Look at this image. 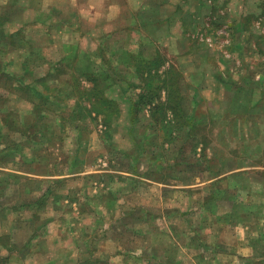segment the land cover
I'll return each instance as SVG.
<instances>
[{
  "label": "crops",
  "instance_id": "obj_1",
  "mask_svg": "<svg viewBox=\"0 0 264 264\" xmlns=\"http://www.w3.org/2000/svg\"><path fill=\"white\" fill-rule=\"evenodd\" d=\"M195 1L197 3L193 5L197 7L202 5L204 9L208 4L210 19H207L205 14L199 17L197 9L184 10V7L188 8L192 5L189 3H193L194 0H3L0 3V47L5 54L15 51L14 40L15 37L20 36L23 38L20 42L22 54L24 55L23 50H28L26 48L28 41L24 40L21 34L25 28H43V30L54 28L55 31L58 29V32L64 31L71 36L80 25L83 30L81 38L91 40L96 34L95 29L105 26L108 33L106 35L115 39L114 43L119 41L118 37H114L122 33L121 42H124V45L133 43L135 47L144 46L148 52L144 59L147 60L154 59L160 53L166 58L164 65L168 67L171 62L170 57L183 56L189 51L191 30L200 25V28L205 29L203 36L201 34V40L198 41L200 46H204V43L209 41L217 48L218 42L229 51L231 56L234 55L231 54V49L234 50L237 46L240 51L246 48L245 55H251L250 62L253 61L251 57L254 55L260 57L262 73L259 74L255 70L250 72L246 69L249 79H246L243 85L236 87V93L232 96L235 101L228 102L223 108L225 116L221 115L228 119L229 124L250 120L247 124L253 128L252 136L243 131L244 135L238 137L243 145L232 151L230 155L227 154L229 163H233L230 166H228L229 163L222 164L225 153L222 152L219 156L216 151L213 153L202 151V160L207 164L201 162L203 165L201 167L199 165L200 171L202 174L212 173V175L199 184L180 187L194 189L192 192L196 193L197 198L191 197V193L184 192L185 194L179 200L187 202L188 205L190 201L193 203L197 200V204L203 206L200 217L203 221H199L196 227L189 225V228L185 230L182 228L173 231L176 234L170 232L165 224L166 234L172 239V244L159 247L154 237L165 233L162 227L154 224L159 216L150 213L148 220L138 218L137 222L147 224L149 231L143 235L141 232L137 234L139 237L148 235L150 240L145 246L142 242L137 246L135 244V249L131 251L135 256H131V259L125 257L126 250L121 246V259L125 264H147L148 261L151 264H264V120L263 115L255 116L257 113L255 109L264 110V32H261L260 40L255 39L252 43L253 37L245 35L253 25L264 30V0H253L255 1L253 5L248 4V0H241V2L246 1L244 6H239L240 3L231 2L232 0ZM169 7H171L170 10ZM241 10L247 12L248 18L243 17L242 21L236 25L234 14ZM27 21L32 22L26 25ZM225 23H227L226 26ZM206 25H211V28L213 26L211 34L210 28L206 30ZM221 29L224 33L220 32ZM53 35L55 40L41 43L56 44L60 58L49 60L40 50H35L36 53L28 50L22 60V70L18 79L16 78V84L13 79V70L6 69L5 64L0 62V186L17 183L18 200L15 199L11 203H18L17 207L22 210L38 206L34 208L40 211L49 203L45 199L47 196L52 197L50 204L54 210L59 201L65 197V202L69 203L70 208L74 210H69V213L73 212L76 217H80L74 220L75 224H79L77 220L81 222L87 213L75 207L78 196H75L74 190L70 191L69 195L67 193L63 196L55 193L56 189L47 195V189H45L33 202L24 200L25 195L29 193L27 184L32 178L51 180L50 183L57 185L60 189L63 181H68L70 178L77 179L85 174L78 170V167L82 168L86 164L85 161L88 163L89 151L82 153L78 146L74 154V158L77 159L67 170L63 171L58 163L52 162L55 160V154L50 148L56 141L60 143L65 139L70 130H73L72 133L76 139L77 137L83 139L80 137L81 133H78L80 132L76 123L78 114L74 111L78 106L76 103L74 106L68 104L74 98L72 97L73 83L65 82L61 76L72 78V76L88 75V71L93 73L96 71L93 68L94 64L84 60V64H80L81 56H86V60L93 62L92 56L74 47L80 45L82 39L77 38V42V39L73 37L71 41L61 42L57 34ZM234 40L238 42L234 43ZM17 45L19 44L16 43ZM59 46L66 55L61 56ZM69 46H71L70 51H68ZM255 47H258L257 54L251 50ZM226 53L230 56L228 52ZM130 55L121 50V60H125L126 57L129 59ZM9 56L12 58V53ZM234 58L237 57L234 56L231 59ZM37 67L44 69H40L41 74L38 76L34 74ZM92 75L96 76V74ZM213 76L218 81L219 72L215 71ZM252 77L254 79H251ZM70 97L72 98L67 102ZM17 103L21 108L15 106ZM80 112L83 117H91L94 121L103 122L101 115L96 116L93 112L95 115L93 118L88 115L87 110L80 109ZM81 155L86 158L84 159ZM239 159H241L240 163ZM64 172L67 173L64 174ZM88 173H93V176L99 171H88ZM145 181L151 186L160 183L152 179ZM75 193L77 194V188ZM86 194L88 198L93 197L91 191ZM109 201L110 198L106 200L107 205L111 204ZM218 201L228 206L225 212H217L214 203ZM173 214L171 212L168 216L167 214L164 216L171 219ZM34 216L38 217L36 213ZM17 220H20L19 216ZM173 223L171 219L169 226L171 227ZM2 226L0 220V228ZM200 228L204 231L201 232ZM1 231L0 264H99L102 258L91 256L94 247L86 246L87 242L90 243L89 240L85 239L84 247L81 246L78 239L84 233L69 230V234L64 231V234L57 235L56 230L50 228L42 233L46 240H32L27 245L29 249L26 246L20 252L14 245L13 230ZM85 233L86 237L89 231L85 229ZM174 236L189 238V241L184 243L185 239L180 238L178 242L180 244H174L173 241L178 239ZM225 237H229L230 244L226 242ZM232 237H236L234 243H232ZM24 246L25 243L18 249Z\"/></svg>",
  "mask_w": 264,
  "mask_h": 264
},
{
  "label": "rangeland",
  "instance_id": "obj_2",
  "mask_svg": "<svg viewBox=\"0 0 264 264\" xmlns=\"http://www.w3.org/2000/svg\"><path fill=\"white\" fill-rule=\"evenodd\" d=\"M2 1L0 0V3ZM246 1L232 0L231 2L240 3L239 6H244ZM196 3L197 1L195 0L193 3L190 2L189 4L192 5L188 6V8L184 7V10L193 11L197 9L199 17L205 14L207 19H210L211 14L209 13L208 4L204 9L202 5L198 7L193 5ZM247 3L253 5L255 1L248 0ZM168 9L170 10L171 7ZM246 16L247 12L243 10L236 12L234 14L235 24H239L238 22H241V19ZM31 22L27 21L25 24L28 25ZM206 26V30L210 28L211 34L213 26L212 28L210 27L211 25ZM200 27L198 25L191 30L189 51L183 56L170 57V63L181 73L180 78H175L170 82L175 90L178 91L173 92L175 102L177 104L180 103V107L183 106L182 109L184 114H186L185 118L191 116V120H194L196 125L190 132L189 126L179 130L170 125V128L164 129L166 135L161 130L162 128H153V124L150 125L152 120L147 109L144 108V111L138 112L140 110L133 111L132 107L134 102H137V96L140 94L142 85V80L139 78L141 73L139 69H136L134 63H136V60L144 59L146 54H148L144 46L135 47L133 43L124 45V42H121L123 40L122 33L114 37H118L119 40L114 43L115 39H112L110 35H106L108 33L105 26L95 29L96 34L93 35L94 38L91 40H83L81 38L80 35L83 30L80 25L75 29L74 35H71L72 37L69 33L58 32V29L55 31L54 28L45 30L43 28H25L23 30L21 34L24 36V40L28 41L26 48L30 50L29 52L36 53L35 50H40L49 60H58L60 58L58 46L54 43L41 42L55 40L53 34H57L61 42L71 41L73 37L83 40L80 45L78 44L74 47L78 51H84L92 56L93 62L86 60V56H81L80 64H84V61L94 64L93 68L96 71L93 73V71L87 70L89 72L88 79H91L90 82L87 81V78L75 76V80L79 81V89H92L94 87V92L87 91L88 95L85 100L77 101V103L80 106H86L91 111L89 116L95 118V115H101L103 122L94 121L91 117H83L80 108L76 107V110L73 108L72 110L78 114L76 118L78 121L76 123L80 129L78 133H81L82 136L80 137L83 139L79 137L76 139V136L72 133L73 130H70L65 139L60 143L56 141L55 145L50 148L55 154V160L52 162L58 163V166L63 171L67 170L72 165V162L77 159L74 158V154L78 146L82 153L83 151H89L88 163L85 161L86 164L82 168L78 167V170L83 171L85 174L77 177V179L70 178L68 181L64 179L65 181L62 182L60 189L57 185L50 183L51 180L46 179L44 181V179L35 177L27 184L29 193L25 195V202H33L41 195L40 192L45 189H47V195H50L56 189L55 193L63 196L67 195V193L69 195L70 191L74 190L75 196H78L75 207L77 210L87 213L83 216L81 222L77 220L79 224H75L74 220L80 217H76L73 212L69 213L72 208H70L69 203L65 202V197L59 201L57 208L54 207L56 208L54 210L50 204L51 196L45 198L49 203L40 211L34 208L38 206L22 210L17 207L18 203H11L15 199L18 200L17 183L0 186V220L3 224L0 230H2L1 232L8 231V229L13 230L16 250L21 252L32 240H46L42 233L48 229L50 230V228L55 229L57 235H60V233L64 234V231L68 232L69 230L84 233L85 235V229H87L89 231L88 236L81 235L78 240L82 247H84L83 241L85 239L89 240L90 243L87 242L86 246L94 247L91 256L93 258L102 257L99 264H125L123 263L124 260L121 259V246L126 250L125 257L130 258L135 256L131 252L135 249V244L137 246L142 242L145 246L150 240L148 235L139 237V234H137L141 232L143 235L149 231L147 224L137 222L138 218L148 220L150 213L159 216L154 224L165 230V233L154 237V241L159 247L172 244V239L166 234L167 228L165 224H167L170 232L173 233V231L181 230L182 228L185 230L189 228V225L190 227H196L199 221H203L200 220L201 207L203 206L198 205L197 200L193 203L190 201V205L184 200V202L179 200L185 194L184 192L191 193V197L197 198L196 193L192 192L194 189L192 187L181 189L180 187L188 184H199V182H204L203 179L205 180L206 177L212 175V173L202 174L200 171V167L203 165L201 162H205L202 160V151H208L209 153L216 151L219 156L222 152L225 153L222 164L226 165L229 163L227 154L230 155L232 151L243 145L241 140L238 139L239 136L244 135L242 132L245 131L250 137L252 136L253 128L247 124L250 120L229 124L227 123L228 119L222 117L225 116L223 108L228 102L233 103L235 101L232 96L236 93V87L243 85L247 81L246 79H249L247 77L249 73L248 71L246 73V69L250 70V72L255 70L260 74L263 68L260 65V57L257 55L251 57L253 61L250 62L251 55H245L246 48L240 51L235 46L234 50L231 49L230 51L231 54H234L231 56L229 51L220 46L218 42L217 48L209 41L207 42L210 44L204 43V46H200L198 41L201 40V34L205 31V29ZM249 30L245 35L253 37L251 43L255 39L256 41L260 40L261 32H264L263 29L256 25H253ZM220 32L224 33L222 29ZM237 33L239 34V32ZM22 40V36L15 37V45L13 46L15 51L11 52L13 59L9 56L11 53H3L0 47V62L5 64L4 67L6 69L13 70L15 84L21 74L22 60L28 51L25 49L23 50L24 55L22 54L20 48ZM76 41L78 42V39ZM236 42L238 40H234V43ZM16 43L19 45L16 46ZM59 48L61 50V46ZM257 48H251V50L258 53ZM70 49L71 46H69L68 51ZM121 50L131 54L129 59L126 57L125 60H121ZM41 52L38 51V53ZM226 52L230 56H227ZM62 54L63 56L66 55L61 50V56ZM234 56L237 58L231 59ZM131 59H135V62ZM31 67H34V65H31ZM166 68H168L167 65H164L160 71H164ZM40 69L44 70L43 67L35 69L34 74L36 76L41 74ZM215 71L219 72L218 81L213 76ZM92 74H96V76ZM33 77L36 78L35 76ZM61 77H63L62 79L65 82L72 81L73 83L74 81L69 76ZM251 79L254 78L252 77ZM94 80H96V84L93 86ZM75 84L76 82L74 81ZM157 85L158 83L154 82L152 87L155 88ZM148 90H150V87H147L146 91ZM143 95V101L149 97V95ZM160 96V99L164 101L167 94L162 92ZM75 101L76 99L73 98L68 104L74 106ZM103 101H111L115 105L117 111L110 114L108 112L112 116L109 117V115L102 113V108H99V106ZM67 102H69V99ZM15 106L21 108L19 103L15 104ZM261 110L263 109H255L257 111L255 116L263 115L262 119L264 120V110L260 112ZM169 112L166 113L167 117L163 122L169 120L168 116L175 122L176 119L173 118L172 111L170 110ZM97 113L100 114L97 115ZM86 118L88 120L85 122ZM79 140H81L80 143ZM81 156L84 159L86 158L84 155ZM240 161L241 159H239V163ZM205 163L207 164V162ZM231 164L233 165V163ZM231 164L229 163L228 166ZM94 170L99 171V173L93 176V173H88V171ZM148 179L157 180L160 183L158 185L152 184L151 186L145 181ZM76 188L77 194L75 193ZM89 191H91L93 196L91 198H88L86 194ZM109 198L111 204L107 205L106 200ZM225 205L219 203V201L214 203L217 212H225L228 208ZM171 212L174 213L170 217L174 223L170 227L171 219L167 218V216ZM35 213L38 217L34 216ZM164 214H167V216H164ZM17 216L20 217V220H17ZM200 231L203 232L204 229L200 228ZM225 233L234 235L229 232ZM174 238H178L173 241L174 244H177L180 238L183 237L174 236ZM225 238L226 242L230 244L229 237ZM235 238L232 237V243H234ZM188 241L189 238H186L184 243ZM24 243L25 246L18 249ZM27 247L29 249V246ZM117 252L119 254L116 255L115 253ZM147 264L151 263L148 261Z\"/></svg>",
  "mask_w": 264,
  "mask_h": 264
},
{
  "label": "trees",
  "instance_id": "obj_3",
  "mask_svg": "<svg viewBox=\"0 0 264 264\" xmlns=\"http://www.w3.org/2000/svg\"><path fill=\"white\" fill-rule=\"evenodd\" d=\"M131 60L135 62V59H131ZM166 61H167L166 58L162 56L160 53H158L155 56V58L152 60L139 59L136 60V63H134L136 69H139V72L141 73L139 75V78L142 80V85L140 88V94H138L137 96V102H134V105H132L133 111L140 110L138 112H141L144 111V108L147 109L149 115L151 116L150 119L152 120L150 125L153 124L152 125L153 128L160 127L162 128L161 130L164 131V129L167 130L168 128H170V125L173 126V128H178L179 130L189 126L188 129L190 132L196 124L194 123V120H191V116H188L189 118L188 117L185 118L186 114H184V110L182 109L183 106L180 107V103L177 104L173 96V92H178V91L175 90V88L170 84V82H172V80H174L175 78L178 77L180 78L181 73L171 63L169 64L168 68H166V70L160 71L162 65H164ZM144 74H146V76H144ZM78 77L87 78L88 82L91 81V79H88L89 77L88 75H80ZM72 79H74V81L76 82L75 85L78 86L77 88V86L74 85V81H73L72 97L76 98V104H77L76 106H78V108L80 109L87 110L88 115H90L91 111L85 106L78 105L77 101L80 102L81 100H85L86 96L88 95L87 91L94 92L93 86L96 84V80H94L93 82L92 89L89 88L79 89L80 87L79 81L77 82V80H75V76H72ZM154 82L158 83V85L155 88L152 87V84ZM147 87H150V90L146 91ZM162 92H165L167 94L166 100L164 101L160 99L161 97L160 94ZM143 94L149 95V97L146 98V100L144 101L142 100L144 96ZM72 97L68 99H71ZM236 97H240V96L236 95ZM99 108H102L101 111L105 115H109L110 113L117 111L115 105L111 101H106V102L103 101L99 106ZM170 110L172 111L173 114L171 115L173 116V118L176 119L175 122L171 119V117L169 118V116H168L169 120L163 122L167 117L166 113H170L169 112ZM110 116L112 115H109V117Z\"/></svg>",
  "mask_w": 264,
  "mask_h": 264
}]
</instances>
